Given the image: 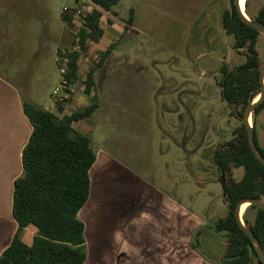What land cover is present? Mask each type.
Listing matches in <instances>:
<instances>
[{"label": "rangeland", "instance_id": "rangeland-1", "mask_svg": "<svg viewBox=\"0 0 264 264\" xmlns=\"http://www.w3.org/2000/svg\"><path fill=\"white\" fill-rule=\"evenodd\" d=\"M248 2L247 16L255 17L264 0ZM225 7V0H120L114 24L101 10L105 36L82 56L79 80L63 104L64 114L55 112L63 117L98 97L100 112L73 129L90 137L96 150H116L120 144L135 173L202 220L211 236L199 244L217 264L226 255L227 239L213 226L226 215L227 205L213 157L244 130L239 116L243 109L235 110L222 98V65L235 69L246 60V51L235 48L234 37L222 28ZM64 8L77 9L78 4L0 0V79L11 84L0 83V122L14 124L20 100L45 110L54 106L52 94L61 83L56 57L66 47L79 48L72 46L79 20L65 21ZM111 46L112 55L97 67L101 53ZM257 50L264 64L263 35ZM93 68L95 87L86 95L85 79ZM256 120L264 149V107ZM12 143L2 158L5 142L0 140V211L6 216L12 207L11 176L20 168V142ZM243 175V168H232L226 180L238 181ZM247 217L252 222L254 212Z\"/></svg>", "mask_w": 264, "mask_h": 264}, {"label": "trees", "instance_id": "trees-1", "mask_svg": "<svg viewBox=\"0 0 264 264\" xmlns=\"http://www.w3.org/2000/svg\"><path fill=\"white\" fill-rule=\"evenodd\" d=\"M91 1L100 7V11L94 8L90 13L82 15L81 25L76 28L72 44H77L79 48L65 49L68 57L65 77L71 85L79 80L82 56L88 52L90 45L99 44L105 35L102 11L114 14V8L120 0ZM248 1L245 5L246 14ZM225 3L221 17L222 28L226 35L234 37L235 48L246 51V60L235 69L224 63L220 85L223 100L235 110L243 109L239 113L241 118L244 110L259 96L261 89L259 74L263 64L257 50L260 34L242 21L235 8V0H225ZM227 3H230V8ZM62 18L72 24L71 18ZM250 19L264 26V3L256 16ZM77 39L78 42H75ZM114 47L101 53L97 67L110 58ZM94 70L86 76V94H91L95 87ZM263 107L264 102L256 108L252 118L255 142L262 157L264 149L258 143L256 119ZM99 108L100 101L95 96L89 106L60 118L53 112L23 103V112L32 132L22 150V173L13 183L12 215L18 229L11 244L0 256V264H85V225L79 212L90 195V170L96 161L97 150L90 137L76 132L73 124L93 118ZM58 109L63 111V106L58 104ZM243 127L242 137L232 139L223 151H216L213 157L219 173L222 170L228 174L232 168L244 170L240 180L227 179L229 185L224 198L227 213L213 226L215 232L224 233L227 239L222 264H262L250 238L240 228L235 217L240 201L255 199L264 202V166L252 154ZM252 211L254 220L251 222L247 214ZM243 221L264 250V211L250 205L245 210ZM31 224L37 227L38 233L33 244L28 246L22 241V233ZM192 247L206 259L212 260L199 249L196 241Z\"/></svg>", "mask_w": 264, "mask_h": 264}, {"label": "crops", "instance_id": "crops-1", "mask_svg": "<svg viewBox=\"0 0 264 264\" xmlns=\"http://www.w3.org/2000/svg\"><path fill=\"white\" fill-rule=\"evenodd\" d=\"M104 12L114 24V14ZM0 81L2 86H11L5 80ZM82 98L84 100L80 96L77 99L82 101ZM101 108L100 103L98 112ZM16 112L14 124L0 122V140L5 142L1 157L8 156L5 151L13 141L20 142L17 153L20 168L11 176L12 186L22 173V150L32 132L21 100ZM64 112L63 105L59 113ZM87 128L83 126L82 130L88 132ZM117 145L116 150L99 147L90 170V195L79 212L89 251L85 264H217L192 247L195 241L199 244L206 236H211V232H206L205 223L160 187L135 173L126 161L124 149ZM17 229L12 207L7 216L0 211V256L11 244ZM37 233L35 225H28L22 233V241L31 246ZM199 249L207 254L200 244Z\"/></svg>", "mask_w": 264, "mask_h": 264}, {"label": "water", "instance_id": "water-1", "mask_svg": "<svg viewBox=\"0 0 264 264\" xmlns=\"http://www.w3.org/2000/svg\"><path fill=\"white\" fill-rule=\"evenodd\" d=\"M227 4H228V7L230 8V6H231L230 3H227ZM234 5H235L236 11H237L238 15L240 16V18L242 19V21L245 22L246 24H248L250 27L257 30V32L260 35L264 36V26L257 24L255 21L251 20L247 15H245L241 12L240 0H235ZM259 81H260L261 89H260L259 96L257 97L258 100L256 102L254 101L249 107H247L244 110L243 115L241 117V120H242V123L246 129L247 140H248V144L250 146L251 152L254 155V157L256 158V160L264 166V157H262V155L258 151L257 144L255 142L254 126H253V124L252 125L249 124V119L252 118L253 113L256 110V108L264 102V64L260 69ZM220 172H221L220 184L222 186V191H223V195L225 198L227 195V189H228L229 184L226 180L225 172L222 170ZM244 204H248L249 206L250 205L256 206L259 209L264 211V202L258 201L255 199H245V200H242L238 203L236 210H235V217H236L238 225L243 230V232L250 238L252 245L255 248V250L259 256L261 263L264 264V250H263L260 242L254 236V234L245 226L243 219L241 218V207Z\"/></svg>", "mask_w": 264, "mask_h": 264}, {"label": "built area", "instance_id": "built-area-1", "mask_svg": "<svg viewBox=\"0 0 264 264\" xmlns=\"http://www.w3.org/2000/svg\"><path fill=\"white\" fill-rule=\"evenodd\" d=\"M71 1L77 2L78 8L77 9L64 8L61 12L62 17L71 18L73 20L74 19L79 20V26L81 25L80 20L83 14L90 13L94 8L100 10V7L96 6L91 0H71ZM76 41L78 42V39ZM56 63L59 65L61 83L59 87H56L54 89L52 94L54 98V106L46 109L47 111L53 113L60 112L58 109V104H61L63 106V104H65L74 94L73 85H71L65 77L68 70L67 68L68 57L66 56L65 51H63L60 56L56 57Z\"/></svg>", "mask_w": 264, "mask_h": 264}, {"label": "bare ground", "instance_id": "bare-ground-1", "mask_svg": "<svg viewBox=\"0 0 264 264\" xmlns=\"http://www.w3.org/2000/svg\"><path fill=\"white\" fill-rule=\"evenodd\" d=\"M245 4H246V0H240V10L243 14L247 15L244 10H245ZM258 100V99H257ZM255 100V102L257 101ZM250 125H252L250 122H249ZM248 204H244L242 207H241V212H242V208H243V211L247 208Z\"/></svg>", "mask_w": 264, "mask_h": 264}, {"label": "flooded vegetation", "instance_id": "flooded-vegetation-1", "mask_svg": "<svg viewBox=\"0 0 264 264\" xmlns=\"http://www.w3.org/2000/svg\"><path fill=\"white\" fill-rule=\"evenodd\" d=\"M244 12L246 13V8H245V10H244ZM258 98H256L255 100H257ZM253 120H252V118H250L249 119V122L251 123ZM221 173V172H220ZM243 213V208H242V212H241V214Z\"/></svg>", "mask_w": 264, "mask_h": 264}]
</instances>
